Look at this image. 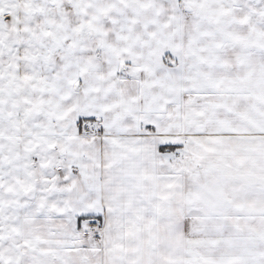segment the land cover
Here are the masks:
<instances>
[{"label": "snow or ice", "instance_id": "1", "mask_svg": "<svg viewBox=\"0 0 264 264\" xmlns=\"http://www.w3.org/2000/svg\"><path fill=\"white\" fill-rule=\"evenodd\" d=\"M0 264H264V0H0Z\"/></svg>", "mask_w": 264, "mask_h": 264}]
</instances>
